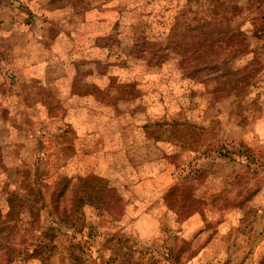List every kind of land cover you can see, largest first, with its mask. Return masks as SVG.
Here are the masks:
<instances>
[{
	"label": "rangeland",
	"instance_id": "obj_1",
	"mask_svg": "<svg viewBox=\"0 0 264 264\" xmlns=\"http://www.w3.org/2000/svg\"><path fill=\"white\" fill-rule=\"evenodd\" d=\"M194 1L0 0L15 264H264V0H202L254 40L226 63L258 60L230 89L192 70ZM87 175L109 188L97 206L72 197Z\"/></svg>",
	"mask_w": 264,
	"mask_h": 264
},
{
	"label": "trees",
	"instance_id": "obj_2",
	"mask_svg": "<svg viewBox=\"0 0 264 264\" xmlns=\"http://www.w3.org/2000/svg\"><path fill=\"white\" fill-rule=\"evenodd\" d=\"M197 1L198 0H195L194 3L191 4H195ZM199 1L201 2L200 4L203 6V8H206V10H204L206 15L199 18L200 24L198 27L200 29V41L193 49H188L192 50L190 54L194 55V59L196 60V64L192 67V70L204 71V75L200 77V81L207 86L212 85L210 89H230L232 87L234 88L235 86L247 84L245 78L248 75L245 74V71H247L249 65L252 66L255 61L258 62L257 59H252V63L237 69L232 73L233 77H231L230 71L225 70V68L230 57H235L240 53H246L248 48L252 46L251 42L254 40L250 39L249 36L246 37L242 31L232 28L228 23L223 24L221 18L215 15L217 12H219L218 7L213 6V8L210 10V7H207V5H205L202 0ZM211 12H213L215 16L213 14L212 16ZM184 58V60L189 59V57L186 55ZM199 61H201V63H199ZM221 70L224 72L223 76L225 75L222 80V75L218 74V71ZM200 75L202 74L198 73L197 76ZM214 81L216 83H214ZM108 192L109 188L104 179L96 175H87L85 177L79 178L77 187L73 189L72 197L77 199V204L88 203L97 206L106 200ZM180 202L185 203L183 201ZM172 203L177 204L175 199H172ZM6 204L8 205V209L5 212L7 215L6 217H8L7 219L10 217L13 219L12 216L14 215V203L10 198H8L5 201V206ZM171 208H173V205H171ZM0 224H2L0 225V232L5 231L7 228L5 221L1 222ZM13 228H17L18 230L22 229L17 223L14 224ZM14 229L9 236H15L18 230L16 231V229ZM2 247L5 248L4 254L6 255L4 264H11L14 260H16L14 255L16 252L15 249L12 247L10 242L5 244L0 243V250H2ZM25 252H27L26 248Z\"/></svg>",
	"mask_w": 264,
	"mask_h": 264
},
{
	"label": "crops",
	"instance_id": "obj_3",
	"mask_svg": "<svg viewBox=\"0 0 264 264\" xmlns=\"http://www.w3.org/2000/svg\"><path fill=\"white\" fill-rule=\"evenodd\" d=\"M2 7H3L4 10L7 9V8H6L5 6H3V5H2ZM15 257H16V260L19 258V256H15ZM16 260H14L11 264H15Z\"/></svg>",
	"mask_w": 264,
	"mask_h": 264
}]
</instances>
